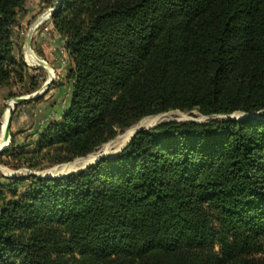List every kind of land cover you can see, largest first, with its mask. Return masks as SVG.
<instances>
[{
	"label": "trees",
	"instance_id": "1",
	"mask_svg": "<svg viewBox=\"0 0 264 264\" xmlns=\"http://www.w3.org/2000/svg\"><path fill=\"white\" fill-rule=\"evenodd\" d=\"M25 2L0 0V88L23 82L11 36ZM50 20L70 101L32 150L11 134L13 169L85 158L146 117L213 119L0 184V264H264V118H219L264 116V0H61Z\"/></svg>",
	"mask_w": 264,
	"mask_h": 264
},
{
	"label": "rangeland",
	"instance_id": "2",
	"mask_svg": "<svg viewBox=\"0 0 264 264\" xmlns=\"http://www.w3.org/2000/svg\"><path fill=\"white\" fill-rule=\"evenodd\" d=\"M47 2H49V0H26L22 11L18 13L15 27H13L12 30L11 41L14 46L15 56L22 61L23 82L19 83L17 80H13L11 83L0 89L1 138L5 113L8 110L10 103H13V101L18 98L32 96L33 94L39 92L47 81L50 79L52 80L49 88L40 97L30 100L24 104H17L13 106V110L10 112V136L11 134L13 136L14 148L18 149L26 148V150H32L33 144L36 142L38 136L51 124L60 119V116L68 107V103L70 101L71 90L70 87H68L70 85L67 81V72L71 66V62L64 50L61 38L59 35L52 32V30L54 31L53 26L51 29L49 25L51 22V16L44 19L34 29L32 33L33 38L31 37L29 48L26 46V39L29 30L37 23L38 19L45 18L46 14L52 9L46 6ZM26 49H29L37 59L42 60L43 62L48 61L49 64H47V69L45 70L39 65L37 67H32L26 63ZM248 116L249 115L237 112L235 114L221 116L219 118L225 120L232 119L243 121L249 120ZM258 116L260 118H264V116ZM148 118H155L158 120H156L152 126L140 127L139 129L137 128L138 130L146 131L164 122L191 121L195 123H204L213 119L200 115L196 110L189 112L170 111L164 114L146 117L142 120ZM142 120L138 122L140 123ZM138 122L132 124L129 128L123 130L122 132H119L114 139L103 144L90 155L96 156V159L98 157H102L101 160H111L117 157L127 144L121 145V136H123L128 129L136 127L139 124ZM10 139L8 145L3 151L9 148ZM75 160L61 164L44 165L43 167L35 169L22 168L16 170L7 165V157L0 156V184H6L14 178L34 176L32 173L39 175L44 173L73 174V172L84 168L75 167L72 170H68V167L66 166L71 165ZM94 164L95 163L92 162L88 166L90 167ZM214 249L218 251L219 248L215 245Z\"/></svg>",
	"mask_w": 264,
	"mask_h": 264
},
{
	"label": "water",
	"instance_id": "3",
	"mask_svg": "<svg viewBox=\"0 0 264 264\" xmlns=\"http://www.w3.org/2000/svg\"><path fill=\"white\" fill-rule=\"evenodd\" d=\"M60 2L61 0H58L57 3L55 4V7L53 9H51L47 14H46V17L45 18H40L38 19L37 23L33 25V27L29 30L28 32V35H27V39H26V46L27 48H29V44H30V41H31V37H32V33L34 31V29L46 18H49L52 13L58 8V6L60 5ZM37 62L39 64V66L43 69H47V64L45 62H43L42 60H39L37 59ZM52 80L50 79L49 81H47V83L42 87V89L33 94L32 96H29V97H25V98H18V99H15L12 103V105H9L8 106V115H7V119H6V122H5V126L3 128V131H2V135H1V138H0V142H2L3 144H5V146L0 149V152L3 151L5 149V147L8 145L9 143V139H10V123H11V116H10V112L13 110V106L17 105V104H24V103H27L29 102L30 100H33V99H37L38 97H40L50 86ZM249 120H258L260 119V117L258 115H252V116H248ZM141 130H135L131 136V138L129 139V141L132 139V137L140 132ZM129 141L127 142V144L129 143ZM127 144L124 146L126 147ZM102 157H98L94 163H96L97 161L101 160ZM89 166H85L83 169H80L76 172H73V174L75 173H79L85 169H87ZM71 174V173H70ZM70 174H52V173H44V174H34L32 173V175L40 178V179H56V178H63L67 175H70Z\"/></svg>",
	"mask_w": 264,
	"mask_h": 264
},
{
	"label": "bare ground",
	"instance_id": "4",
	"mask_svg": "<svg viewBox=\"0 0 264 264\" xmlns=\"http://www.w3.org/2000/svg\"><path fill=\"white\" fill-rule=\"evenodd\" d=\"M25 59H26V63H28L32 67H37L39 65L37 62V58L34 56V54L29 49H26ZM10 105H12V103H10ZM7 115H8V110L5 113V117H4V121H3V128L5 126ZM156 120H158V119L148 118V119L142 120L140 123L138 122L139 124L136 127L128 129L125 132V134L123 136H121V139H122L121 145H123V144L125 145L129 141L133 132L137 128L139 129L140 127L152 126L156 122ZM4 146H5V144L0 142V149H2ZM95 159H96V156L90 155V156H87L86 158L75 160L71 165H67L66 167H68V170H72L75 167H85V166H88L89 164H91L92 162H94Z\"/></svg>",
	"mask_w": 264,
	"mask_h": 264
},
{
	"label": "crops",
	"instance_id": "5",
	"mask_svg": "<svg viewBox=\"0 0 264 264\" xmlns=\"http://www.w3.org/2000/svg\"><path fill=\"white\" fill-rule=\"evenodd\" d=\"M49 25H50V27H51V29H52V25H51V22L49 23ZM52 32L54 33V34H56L53 30H52ZM33 38V37H32ZM46 64H49V62L48 61H44ZM1 89V88H0Z\"/></svg>",
	"mask_w": 264,
	"mask_h": 264
}]
</instances>
